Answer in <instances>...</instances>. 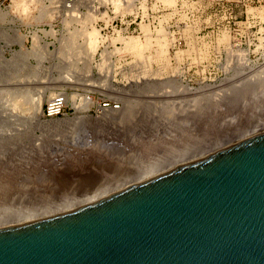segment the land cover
<instances>
[{
  "label": "rangeland",
  "instance_id": "1",
  "mask_svg": "<svg viewBox=\"0 0 264 264\" xmlns=\"http://www.w3.org/2000/svg\"><path fill=\"white\" fill-rule=\"evenodd\" d=\"M94 1L99 0H79L75 3L69 2L70 4L66 0L0 1V10L6 18L0 23V137L3 140L21 142L22 145L38 144L39 149L48 152L54 151L56 146L57 149L97 155V148L94 147L93 150L90 146H80L76 134L58 129L56 123L81 114L102 120L112 109L117 113L130 109L138 118L134 120H138L141 128L139 137L142 142H150L152 139L153 143H158L162 141L163 135L159 127L154 129L155 126L150 125L152 104L149 99L156 96V92L162 89L164 91L165 87L159 86L156 89L155 86L152 87L153 84L173 83V89L168 88L167 93H161L165 100L160 96L164 102L155 104V108L166 110L168 125L185 119L181 124L185 123L184 126L189 127L192 122L186 120L185 115L171 117L168 112L171 106L174 111L179 107L182 110L192 109L185 98L190 95L186 90L199 92L208 87L221 88L234 76L233 69L237 67L241 71H247V76L260 71L257 73L260 75L252 77H263L264 0H150V15L157 16L159 24L142 25L143 34L138 39L140 44L135 55L125 54L130 52L123 47V57L109 42L104 47H100L99 43L96 52H89L82 41L80 35L86 29L96 30L100 40V31L105 22L108 24L116 17L103 12L104 9L98 11V7H93ZM122 1L123 3L112 0L116 15L134 12L135 0ZM104 32L115 43L123 39L116 34L107 33V30ZM222 33L228 38V47L219 42ZM116 46L120 47V42ZM104 48L110 54L106 65V75L109 76L106 83H103L105 80H97L104 77V74L96 68L102 60L101 53ZM138 54L142 56L139 63L136 62ZM2 59L5 61H1ZM133 59L139 77L135 83L130 84L116 71L115 66L129 67L128 64ZM98 67L102 69L105 64ZM80 71L81 78L89 79L74 83L65 81L68 77L75 78ZM62 75L67 76L64 81L59 80ZM10 81L11 87L8 86ZM4 85L7 88H2ZM150 88H154V93H151ZM46 91L52 95L49 99L42 98L43 102L38 104L37 100L41 99L39 94H45ZM60 91L67 93L70 107L68 114L53 120L45 119L42 115L43 106ZM104 100H110L114 103L113 106L119 105V108H101L99 103ZM170 100L171 103L168 102ZM77 106H80V111ZM196 107L197 105L194 109ZM104 157L108 156L105 154ZM71 160L73 163L50 162L51 175L54 173L61 178H71L75 174L88 176L86 172L81 173L74 169L79 165L83 167L80 158ZM95 166L110 169L104 162H96ZM33 182L28 184L33 185ZM58 193L57 198L70 195L66 191Z\"/></svg>",
  "mask_w": 264,
  "mask_h": 264
},
{
  "label": "water",
  "instance_id": "2",
  "mask_svg": "<svg viewBox=\"0 0 264 264\" xmlns=\"http://www.w3.org/2000/svg\"><path fill=\"white\" fill-rule=\"evenodd\" d=\"M0 264H264V133L46 219Z\"/></svg>",
  "mask_w": 264,
  "mask_h": 264
},
{
  "label": "bare ground",
  "instance_id": "3",
  "mask_svg": "<svg viewBox=\"0 0 264 264\" xmlns=\"http://www.w3.org/2000/svg\"><path fill=\"white\" fill-rule=\"evenodd\" d=\"M5 20V15L0 10V23L2 24ZM80 36L89 52H96L99 43L100 47H104L109 42L110 45H114V50L122 57L124 49L130 52L125 54L135 55V51L140 44L138 39H141L140 35L138 37H133L134 35L126 37L118 34V37H123V39L119 38L120 40H117L121 44L120 47H117V42L110 41L111 36L105 35L101 31L100 40L97 31L93 29L84 30ZM227 40L226 34L221 35L219 38L220 44L226 46ZM109 55L107 48H104L101 53L102 60L98 65L105 64V67L100 69L96 65V68L104 74V77L97 80H105L103 83H106L108 81L107 77H109L106 75ZM137 56L136 62L139 63L142 56L139 54ZM1 61L5 60L2 59ZM136 62L133 59L128 64L129 67L126 68L115 66L116 71L124 76L130 84L135 83L137 77H139ZM240 69L238 67L234 68V76L226 81V84L221 88L208 87L199 92H191L190 89L187 91L185 88L186 92H190V95L184 93L189 95L185 97L190 103L189 107L194 109V106L197 105L194 110H182L179 107L178 110L174 111L172 109V111L170 105L171 108L168 112L171 117L185 115L186 120L192 122L189 127H185V123L181 124L185 122V119L182 122L174 121L173 124L169 123L168 125L166 110L155 108V104L158 105L164 99L161 93H164V91L167 93L168 88L173 89L171 85L173 83L153 84L152 87L155 86L156 89L159 86L160 88L165 87L164 91L163 89L158 93L155 91L156 96L153 95L154 97L152 96L153 98L149 99L152 104V106L150 105V125L155 126L154 129L159 127L163 135L162 141L160 140L158 143H153L152 139H150V142H142L141 137H139L141 128L138 126V120L135 122L138 118L129 111L130 109L121 113L112 111L113 109L106 111L109 114L104 116L102 120L81 114L73 118L60 120L56 125L53 123L58 129L76 134L80 146L88 148L90 146L92 147L90 149L93 150L97 148L100 155L99 153L93 155L73 152L70 149H57L55 145L54 151L48 152L39 149L38 144L22 145L21 142L5 141L0 137V226L42 220L68 212L127 186L263 134L264 73L262 72L264 71H261L263 77L256 79L260 75L257 74L260 71L256 74L254 72L257 75L255 78H253L255 75L252 74L253 77L250 75L253 72L249 73L252 77L250 78L246 75L247 71L244 72ZM80 74L81 71L75 78H65L67 76L62 75L59 80L64 81L66 79L65 81L74 83L89 79L81 78ZM9 84L11 85V81L8 86H10ZM2 88L5 89L7 86L4 85ZM153 89L150 88L151 93H154ZM50 95H52L51 92L45 94L43 92L42 95L39 94L41 97L38 96L41 99L37 100V97L35 100L40 104L43 102L42 98L49 99ZM178 97L184 100L180 95ZM180 99H177V101L180 102ZM168 102L171 103V100ZM172 104L174 103L172 102ZM77 108L80 111V106H77ZM105 154L110 158L104 157ZM73 158H80L82 161H77L83 163V167L79 165L74 168L75 171L86 172L85 174L88 176L79 174L82 176L80 177L75 174L71 178H61L54 173L51 175L50 162L57 164L58 161H64L65 163L71 161L73 163V160H71ZM96 162L99 164L104 162L110 166V169L95 166ZM26 164L31 166L27 167ZM32 181H34L33 185L28 184ZM59 191H66L70 195L57 198Z\"/></svg>",
  "mask_w": 264,
  "mask_h": 264
},
{
  "label": "built area",
  "instance_id": "4",
  "mask_svg": "<svg viewBox=\"0 0 264 264\" xmlns=\"http://www.w3.org/2000/svg\"><path fill=\"white\" fill-rule=\"evenodd\" d=\"M3 1L4 0H2L1 3ZM72 1L73 0H66V3L70 4L69 2ZM76 1L79 0H74V2ZM120 2L123 3L122 0H120ZM95 6L98 7V11L100 9H104L103 12H107V14L110 13L116 16L110 23L107 24L105 22L104 28H101V32H103L104 34V31L107 30V33L109 34H120L126 37L130 35H142V25L150 26V24L154 23L159 24V22H157V16L150 15V0H135L134 12L124 15H116L114 13V5L112 0L94 1L93 7ZM87 98L90 97L87 96ZM99 104L101 108L106 109L111 108L113 106L112 104L114 103L110 102V100H104ZM113 107L117 109L119 108V105H114ZM69 109L70 107L68 103L67 93L65 91H60L45 103L42 109V115L45 119H54L59 116L67 115Z\"/></svg>",
  "mask_w": 264,
  "mask_h": 264
},
{
  "label": "crops",
  "instance_id": "5",
  "mask_svg": "<svg viewBox=\"0 0 264 264\" xmlns=\"http://www.w3.org/2000/svg\"><path fill=\"white\" fill-rule=\"evenodd\" d=\"M0 1H2V0H0Z\"/></svg>",
  "mask_w": 264,
  "mask_h": 264
}]
</instances>
